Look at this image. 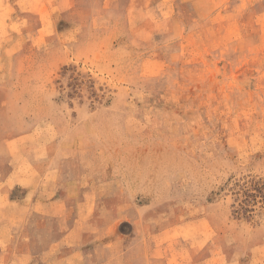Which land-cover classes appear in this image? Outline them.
Listing matches in <instances>:
<instances>
[{
	"label": "rangeland",
	"instance_id": "374dc122",
	"mask_svg": "<svg viewBox=\"0 0 264 264\" xmlns=\"http://www.w3.org/2000/svg\"><path fill=\"white\" fill-rule=\"evenodd\" d=\"M18 146L65 210L0 196V264H264V0H0Z\"/></svg>",
	"mask_w": 264,
	"mask_h": 264
},
{
	"label": "crops",
	"instance_id": "0c3cea01",
	"mask_svg": "<svg viewBox=\"0 0 264 264\" xmlns=\"http://www.w3.org/2000/svg\"><path fill=\"white\" fill-rule=\"evenodd\" d=\"M21 140L16 139L14 140V144H18ZM17 146V145H16ZM21 151V147H15L14 153L8 155L9 156V162L12 165V170H9L8 172L2 173L0 171V196L2 197V201H6V195H8L12 188L16 187H22L26 189V194L24 197L19 198L18 202H15L18 204L19 207L24 206L27 202V195L28 190L33 189L31 191L36 190L35 192H32V196H36V208L37 210H40L44 214H48L49 216H59L61 217L63 214V209L65 210V203L64 200L57 197V192H53L54 184L53 182L48 183L47 186H44L46 189L39 192V190H42V183L43 185L47 182L43 180V176H41L39 173L35 175H31V177H28V175L25 174L26 167L24 165V161L21 160V154L18 153ZM13 157V162L12 157ZM17 157V159H16ZM42 165L43 162L40 164L35 163L33 167V171L37 172L38 170L42 171ZM51 194L54 197H51ZM40 202V203H39ZM86 205V204H84ZM61 224H63V221L59 220ZM89 225V221L83 220L81 217L80 219H77L74 223V229L72 230L73 233L69 236L72 237H66V240H75L74 236H77L80 226H87ZM96 264H104L103 262H96Z\"/></svg>",
	"mask_w": 264,
	"mask_h": 264
},
{
	"label": "bare ground",
	"instance_id": "6f19581e",
	"mask_svg": "<svg viewBox=\"0 0 264 264\" xmlns=\"http://www.w3.org/2000/svg\"><path fill=\"white\" fill-rule=\"evenodd\" d=\"M47 185V184H46ZM40 203V202H39Z\"/></svg>",
	"mask_w": 264,
	"mask_h": 264
}]
</instances>
